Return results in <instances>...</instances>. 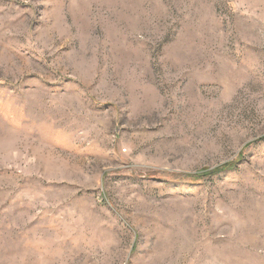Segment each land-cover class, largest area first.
<instances>
[{
	"label": "rangeland",
	"instance_id": "obj_1",
	"mask_svg": "<svg viewBox=\"0 0 264 264\" xmlns=\"http://www.w3.org/2000/svg\"><path fill=\"white\" fill-rule=\"evenodd\" d=\"M0 264H264V0H0Z\"/></svg>",
	"mask_w": 264,
	"mask_h": 264
},
{
	"label": "trees",
	"instance_id": "obj_2",
	"mask_svg": "<svg viewBox=\"0 0 264 264\" xmlns=\"http://www.w3.org/2000/svg\"><path fill=\"white\" fill-rule=\"evenodd\" d=\"M227 167H228V168H230V167H229V165H228V164H226V165H223V167H221V168H218V169H219V171H222V170H221L222 168H227ZM216 171H218V170L216 169Z\"/></svg>",
	"mask_w": 264,
	"mask_h": 264
}]
</instances>
